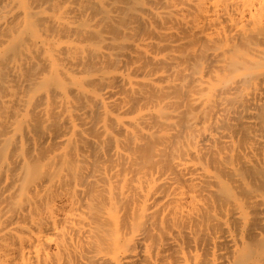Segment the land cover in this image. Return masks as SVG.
I'll return each instance as SVG.
<instances>
[{
    "label": "bare ground",
    "instance_id": "bare-ground-1",
    "mask_svg": "<svg viewBox=\"0 0 264 264\" xmlns=\"http://www.w3.org/2000/svg\"><path fill=\"white\" fill-rule=\"evenodd\" d=\"M0 264H264V0H0Z\"/></svg>",
    "mask_w": 264,
    "mask_h": 264
}]
</instances>
